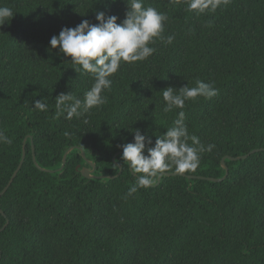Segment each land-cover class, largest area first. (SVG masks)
Segmentation results:
<instances>
[{"label": "trees", "instance_id": "trees-1", "mask_svg": "<svg viewBox=\"0 0 264 264\" xmlns=\"http://www.w3.org/2000/svg\"><path fill=\"white\" fill-rule=\"evenodd\" d=\"M127 2L0 0L14 14L0 26V131L12 141L0 143V193L26 144L0 197V230L9 221L0 264H264V0H230L202 14L186 0H143L168 17L149 45L155 53L122 62L103 105L58 116L55 98L83 100L94 77L50 50V39L82 20L97 23V11L121 23ZM198 79L218 94L164 111L163 90ZM42 98L44 112L33 107ZM180 111L189 137L215 147L200 153L195 172L172 167L160 184L137 186L120 146L134 129L154 146ZM223 159L228 177L209 180L226 175ZM91 163L96 178L83 175Z\"/></svg>", "mask_w": 264, "mask_h": 264}, {"label": "clouds", "instance_id": "clouds-1", "mask_svg": "<svg viewBox=\"0 0 264 264\" xmlns=\"http://www.w3.org/2000/svg\"><path fill=\"white\" fill-rule=\"evenodd\" d=\"M230 0H186L187 9L198 14L215 12L221 4L227 5ZM125 19L118 23L115 15L106 16L104 11H97V23L82 20L74 28H63L58 36L50 39V50L59 49L63 56L70 58L72 64L79 65L75 71L83 70L94 77L92 87L84 94L83 100L74 98L68 93H60L55 98L57 115L66 112V119L79 117L83 111L99 107L106 102L102 95L110 89V77L121 67L122 62L132 63L144 61L152 56L156 49L149 45L161 36L167 15L158 12L153 7H145L143 0H128ZM14 14L11 8L0 7V26L7 23ZM174 36L169 35L166 42L171 44ZM217 89L210 83L196 80L195 86L188 85L179 90L168 87L162 91L165 101V112L174 108L183 109L187 100L197 97L212 98ZM34 109L44 112L48 109L46 98L34 100ZM184 113L180 111L174 126L163 135L156 137L154 146L152 140L140 129L132 130L133 141L121 145V160L126 163L136 178V185L147 188L156 182L170 168L175 173L195 172L200 163V153L211 152L215 145L200 144L197 137H189L183 122ZM69 133L65 132V136ZM191 139L192 146L188 140ZM12 141L0 131V143L10 144ZM139 174V175H137ZM137 186L129 189L128 195L137 191Z\"/></svg>", "mask_w": 264, "mask_h": 264}, {"label": "water", "instance_id": "water-1", "mask_svg": "<svg viewBox=\"0 0 264 264\" xmlns=\"http://www.w3.org/2000/svg\"><path fill=\"white\" fill-rule=\"evenodd\" d=\"M74 148H75V147H71V148L65 153L64 158H63V167L65 166V164H66V162H67V156H68V154H69ZM33 150H34V145H33ZM25 156H26V144H24V153H23V158H22V160H21V162H20V165L18 166L17 170H16L15 173L13 174V176H12L10 182L8 183L7 187H6V188L0 193V197L3 196V195L6 193V191L10 188V186L12 185L14 179L16 178V176L18 175L19 171L21 170V168H22V166H23V164H24ZM83 156L85 157V154H84V153H83ZM248 156H249V155H245V156H241V157H238V158H232V159H234V160H239V159L247 158ZM33 160H34L35 164L38 166L37 161H36V156H35L34 152H33ZM222 164H223V166H224L225 169H226V175H225L223 178H221V179L208 178L209 180L214 181V182H220V181L225 180V179L228 177L229 169H228V167L225 165V163H224V159H223V161H222ZM91 165L93 166L94 169H91V170H90V169H86V168L83 169V175H84L85 177H94V178H96V176L93 175L94 170H95V165L92 164V163H91ZM63 167H62V168H63ZM62 168H61V169H62ZM61 169H60V170H61ZM50 172H55V171H50ZM121 174H122V168L120 169V172H119L118 175H116V176H111V177H108V178H116V177H118V176L121 175ZM164 175H166V176H171V175H175V174H170V173H166V174H165V173H164L162 176H164ZM162 176H159V179H158L157 185L160 184V181H161ZM97 178H98V177H97ZM104 178H105V177H104ZM190 178H194V177H190ZM0 212L4 215V213L2 212L1 209H0ZM8 224H9V221H7V224H6V225L0 230V232L3 231V230L7 227ZM0 257H1V251H0Z\"/></svg>", "mask_w": 264, "mask_h": 264}]
</instances>
